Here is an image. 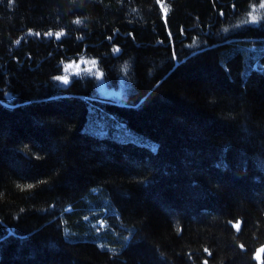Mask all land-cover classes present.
I'll return each mask as SVG.
<instances>
[{"label":"trees","instance_id":"obj_1","mask_svg":"<svg viewBox=\"0 0 264 264\" xmlns=\"http://www.w3.org/2000/svg\"><path fill=\"white\" fill-rule=\"evenodd\" d=\"M262 4L0 0V264H257Z\"/></svg>","mask_w":264,"mask_h":264},{"label":"rangeland","instance_id":"obj_2","mask_svg":"<svg viewBox=\"0 0 264 264\" xmlns=\"http://www.w3.org/2000/svg\"><path fill=\"white\" fill-rule=\"evenodd\" d=\"M95 76H96L97 90H98L99 96L101 98H104L107 100H117L119 98L118 97L119 92L107 89V87L105 86V83L103 82L101 77H99L98 75H95ZM88 126L89 127L86 128L87 131H91L92 133H95L97 135H106L105 128L98 126L96 123L92 122ZM124 131H126V130H124ZM126 132H128V131H126ZM116 137L119 138L118 135ZM123 138H125V137L123 136ZM262 251H264V247L258 249L256 254L260 255V253Z\"/></svg>","mask_w":264,"mask_h":264},{"label":"snow or ice","instance_id":"obj_3","mask_svg":"<svg viewBox=\"0 0 264 264\" xmlns=\"http://www.w3.org/2000/svg\"><path fill=\"white\" fill-rule=\"evenodd\" d=\"M261 7H264V4H262ZM251 21H252V23H256L257 22L256 17L252 16ZM91 63H92V61H91ZM88 71H91V70L88 69ZM58 81H61L63 84L67 85L69 83V78L67 76H60L58 78ZM254 260L257 262V264H264V259H262V255H257L255 253Z\"/></svg>","mask_w":264,"mask_h":264}]
</instances>
